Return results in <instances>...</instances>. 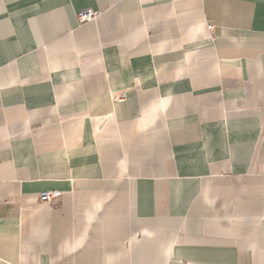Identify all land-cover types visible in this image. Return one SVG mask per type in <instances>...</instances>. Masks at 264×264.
Instances as JSON below:
<instances>
[{
	"label": "crops",
	"instance_id": "1",
	"mask_svg": "<svg viewBox=\"0 0 264 264\" xmlns=\"http://www.w3.org/2000/svg\"><path fill=\"white\" fill-rule=\"evenodd\" d=\"M0 264H264V0H0Z\"/></svg>",
	"mask_w": 264,
	"mask_h": 264
},
{
	"label": "built area",
	"instance_id": "2",
	"mask_svg": "<svg viewBox=\"0 0 264 264\" xmlns=\"http://www.w3.org/2000/svg\"><path fill=\"white\" fill-rule=\"evenodd\" d=\"M98 12L93 10L92 8H83L80 10H77L75 12V18L78 22V24H83L89 20L94 19L97 16ZM208 29L211 30L212 24L209 23L207 25ZM124 92L119 94L118 96H115L114 99H120L124 97ZM59 195V192L57 191H43L39 194L38 200L39 202H47L51 201L53 198L57 197Z\"/></svg>",
	"mask_w": 264,
	"mask_h": 264
}]
</instances>
